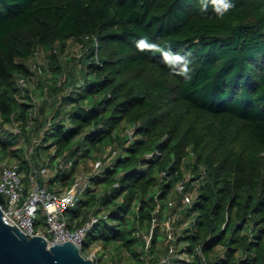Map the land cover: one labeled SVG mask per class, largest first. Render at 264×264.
I'll list each match as a JSON object with an SVG mask.
<instances>
[{"label":"trees","instance_id":"obj_1","mask_svg":"<svg viewBox=\"0 0 264 264\" xmlns=\"http://www.w3.org/2000/svg\"><path fill=\"white\" fill-rule=\"evenodd\" d=\"M225 2L226 11L219 0H0L1 126L29 124L32 103L16 78L30 77L38 49L56 73L66 41L83 47L80 83L59 96L70 108L44 119L32 152L52 147L68 171L50 180L69 185L80 157L110 146L114 159L100 158L67 212L70 227L97 216L82 249L98 262L116 264L123 248L141 261L159 240L166 253L163 224L176 212L167 201L182 181L194 194L176 217L185 221L176 264H264V0ZM15 137L0 138V158L11 153L30 172Z\"/></svg>","mask_w":264,"mask_h":264},{"label":"rangeland","instance_id":"obj_2","mask_svg":"<svg viewBox=\"0 0 264 264\" xmlns=\"http://www.w3.org/2000/svg\"><path fill=\"white\" fill-rule=\"evenodd\" d=\"M83 47L78 41L68 40L66 41V47L64 52L57 54V61L60 65L59 71L56 73L52 71V65L53 63L49 59L48 51L40 48L38 49L37 53L33 55L28 61L30 64L32 73L28 79L25 80V88L24 91H22L23 94L27 93L29 96V101L32 103V107L30 110V118L29 124L23 131L19 123H5L2 126L0 125V138L5 140L10 135H14L15 140L12 147V149H15L18 153L21 155V159H27L28 158V164L30 172L34 169L36 171L39 170L40 167L45 166L46 172L45 174L39 173V178H41L42 182L47 185L48 179H53L56 175V173L59 172H67L68 168L65 166L64 162H62V165L59 166L58 159H62V157H50L49 155L53 153V148L49 149H42L39 148L40 152L38 155L34 156V152H32L33 147H36L37 149L39 146V143L37 142L40 140V134L44 130V125L42 124L44 119H48L50 115L52 116L55 112L57 113L62 111L66 112L70 108V104H61L59 103V96L68 93L71 89L75 87V85L80 83L81 75L78 72L80 62L78 61L79 56L82 53ZM73 58V59H70ZM35 66L40 67V71H36L37 68ZM36 68V70H35ZM70 68H73V74H69L71 80H67V83L64 86H61L54 90L53 87L58 86L60 83L63 74L62 72L68 73ZM21 92L18 91L17 94ZM64 114V113H63ZM1 121V117H0ZM67 122V120H65ZM39 130V131H38ZM37 144V145H36ZM36 145V146H35ZM109 145H105L100 151L92 150L91 154L89 156H82L80 157L77 162L74 165L73 169V178L74 180H80V181H89L91 178L90 176L95 174L97 171L94 168V162L96 159L103 158L105 162H108L110 160H113L114 157L108 156L109 153ZM34 149V150H35ZM83 152V150H80ZM11 160H18L16 156H14L11 153H8L4 155L2 158H0V165L4 162H9ZM58 164V165H57ZM35 165V166H34ZM38 166V167H37ZM58 170L56 171L55 169ZM21 172L23 174V182L29 183V174L30 172H26L24 168L21 169ZM38 173V172H37ZM68 185L61 183L58 179L55 180V188L59 189L60 187H66ZM92 189L96 191L97 194H99L102 191V184L101 183H95L93 181ZM193 193V192H192ZM194 194V193H193ZM84 195V194H83ZM87 195L83 196L86 197ZM178 211H176V216L178 215ZM43 217V213L41 215V218ZM170 218V217H169ZM42 227L44 228L45 221L42 218ZM184 220L181 222L177 221V219H174L173 225L175 227L176 231H181L182 228L185 226ZM157 222L154 220V223L152 226H155ZM157 233L159 234L160 238L163 237V227L162 223H159ZM164 225V224H163ZM151 228V227H150ZM151 230L149 229V233H144L143 237L146 241V243L149 241ZM139 234H141V231H139ZM84 246V250H85ZM217 252H221L222 247L218 246L216 248ZM122 252V258L120 261H117L116 264H154V259L156 257H160L165 253L164 249V240H159L156 248L154 250V254H151L149 252H145L142 250L141 252H138V255L140 257L139 261L136 256H132L129 254L127 250L124 248L121 250ZM180 253V252H179ZM178 251H176V254H179Z\"/></svg>","mask_w":264,"mask_h":264},{"label":"built area","instance_id":"obj_3","mask_svg":"<svg viewBox=\"0 0 264 264\" xmlns=\"http://www.w3.org/2000/svg\"><path fill=\"white\" fill-rule=\"evenodd\" d=\"M35 67L36 71H40V67ZM25 80L23 77L16 78V85L21 93L25 88ZM102 164V161L97 159L94 162V168L98 169ZM37 172L45 174L46 167L42 166L38 171L34 170L29 174V185L26 187L22 179L23 174L16 161L0 165V210L3 221L11 225L15 224L28 236L43 235L48 243L69 240L77 245L83 256L92 258L96 264H109L98 262L93 250L84 251L82 249L83 238L90 226L97 220V216L91 214L81 225L75 227L68 225L67 212L78 204L87 181L74 180L68 186L56 190L49 188L45 183H40L36 179ZM175 192L178 197L168 199L167 204L179 211L191 203L192 193L185 189V182L182 181L175 185ZM158 206L156 204L155 211L158 210ZM39 209L43 211L44 228L36 225ZM174 215L176 212L164 223L167 252L160 256L154 264H176L175 257L178 255L175 245L176 234L173 221L176 216ZM200 264L206 263L203 261Z\"/></svg>","mask_w":264,"mask_h":264},{"label":"water","instance_id":"obj_4","mask_svg":"<svg viewBox=\"0 0 264 264\" xmlns=\"http://www.w3.org/2000/svg\"><path fill=\"white\" fill-rule=\"evenodd\" d=\"M0 264H96L73 242L48 243L43 235L24 234L3 221L0 210Z\"/></svg>","mask_w":264,"mask_h":264},{"label":"clouds","instance_id":"obj_5","mask_svg":"<svg viewBox=\"0 0 264 264\" xmlns=\"http://www.w3.org/2000/svg\"><path fill=\"white\" fill-rule=\"evenodd\" d=\"M220 3H222L224 10L226 11L228 8H230L232 5L225 2V0H219ZM141 48L144 47L143 42L139 45Z\"/></svg>","mask_w":264,"mask_h":264},{"label":"crops","instance_id":"obj_6","mask_svg":"<svg viewBox=\"0 0 264 264\" xmlns=\"http://www.w3.org/2000/svg\"><path fill=\"white\" fill-rule=\"evenodd\" d=\"M47 186L50 187V188H55V181L51 182L50 179H48V183H47ZM61 188V187H60ZM178 256H183L182 253H179ZM178 264H183V263H178Z\"/></svg>","mask_w":264,"mask_h":264}]
</instances>
